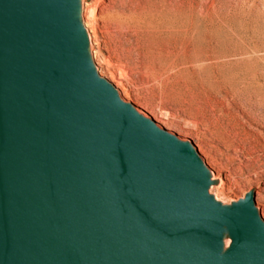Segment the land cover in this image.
<instances>
[{
	"label": "water",
	"instance_id": "1",
	"mask_svg": "<svg viewBox=\"0 0 264 264\" xmlns=\"http://www.w3.org/2000/svg\"><path fill=\"white\" fill-rule=\"evenodd\" d=\"M76 7L0 0V264H264L255 200L209 195L191 143L94 70Z\"/></svg>",
	"mask_w": 264,
	"mask_h": 264
},
{
	"label": "rangeland",
	"instance_id": "2",
	"mask_svg": "<svg viewBox=\"0 0 264 264\" xmlns=\"http://www.w3.org/2000/svg\"><path fill=\"white\" fill-rule=\"evenodd\" d=\"M177 1L187 15L209 17L212 32L174 41L154 26L135 35L112 17L107 0H85L86 14L95 12L83 25L97 31V73L124 101L190 142L209 172L227 175L221 192L209 190L222 207L261 186L254 199L264 221V95L239 83L246 75L264 82V0Z\"/></svg>",
	"mask_w": 264,
	"mask_h": 264
},
{
	"label": "bare ground",
	"instance_id": "3",
	"mask_svg": "<svg viewBox=\"0 0 264 264\" xmlns=\"http://www.w3.org/2000/svg\"><path fill=\"white\" fill-rule=\"evenodd\" d=\"M107 3L106 4L109 7L112 17H114L122 27L133 31L134 33H132L135 35L140 33L145 35L146 32H148V30L154 26L155 28L160 29L166 38L173 39L174 41H178L182 36L194 37L196 33L200 31L201 33L203 32L207 34L212 32V26L209 17L201 18L199 16L194 17L187 15L186 12L181 9V4L177 0H107ZM84 5L85 0H77V7L73 15V19L77 21L85 30L87 36V56L94 70L97 72L94 60L97 58L98 54L94 49L92 50L93 43L97 41V31L95 26H93V23L89 24L90 29L87 24L83 25L84 19L90 18L91 14H94L95 12L87 15ZM91 17L95 19V16ZM208 60L211 61V59ZM239 83H241V89L245 92H250V90H252L258 92L256 94L261 93L264 95V82H254L253 78H250L246 75ZM116 86L119 87L118 85ZM114 89L116 90L115 87ZM116 92L120 96L117 90ZM245 94L252 95L250 93ZM126 97L128 98V96ZM168 129L171 128L168 127ZM262 134H264V132H262ZM253 160L257 163L259 157H254ZM250 170L253 172L254 177L260 174L259 169L254 163L250 166ZM217 173L218 174L215 175L209 172V190H215L219 193L221 192V186L223 185L224 181L227 180V175L224 176L221 172ZM253 183V179H247L248 185L252 186ZM262 189L263 188H261V186L257 189L251 188L247 193L246 198L250 197L254 199L255 196L260 194ZM220 194L215 195L217 199ZM231 241L230 235L226 232L224 237L225 249L229 247Z\"/></svg>",
	"mask_w": 264,
	"mask_h": 264
}]
</instances>
